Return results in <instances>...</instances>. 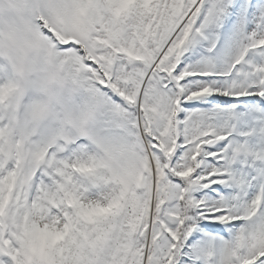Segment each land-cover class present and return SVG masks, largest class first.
<instances>
[{
  "label": "snow or ice",
  "instance_id": "1",
  "mask_svg": "<svg viewBox=\"0 0 264 264\" xmlns=\"http://www.w3.org/2000/svg\"><path fill=\"white\" fill-rule=\"evenodd\" d=\"M0 264H264V0H0Z\"/></svg>",
  "mask_w": 264,
  "mask_h": 264
}]
</instances>
